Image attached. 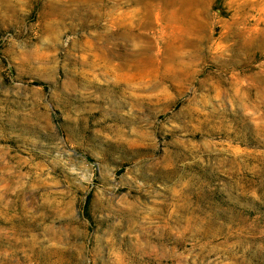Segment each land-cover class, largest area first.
I'll use <instances>...</instances> for the list:
<instances>
[{"label":"rangeland","instance_id":"374dc122","mask_svg":"<svg viewBox=\"0 0 264 264\" xmlns=\"http://www.w3.org/2000/svg\"><path fill=\"white\" fill-rule=\"evenodd\" d=\"M0 264H264V0H0Z\"/></svg>","mask_w":264,"mask_h":264}]
</instances>
